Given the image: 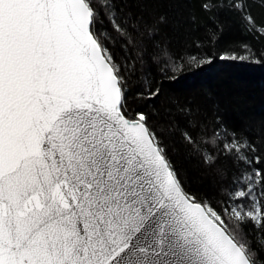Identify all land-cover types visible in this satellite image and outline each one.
Returning a JSON list of instances; mask_svg holds the SVG:
<instances>
[{
  "label": "snow or ice",
  "instance_id": "1",
  "mask_svg": "<svg viewBox=\"0 0 264 264\" xmlns=\"http://www.w3.org/2000/svg\"><path fill=\"white\" fill-rule=\"evenodd\" d=\"M116 4L0 0V264H258L243 226L264 246V156L235 132L185 131L209 168L231 161V174L216 168L215 204L191 190L166 142L172 123L133 106L161 86L113 52L169 19Z\"/></svg>",
  "mask_w": 264,
  "mask_h": 264
},
{
  "label": "trees",
  "instance_id": "2",
  "mask_svg": "<svg viewBox=\"0 0 264 264\" xmlns=\"http://www.w3.org/2000/svg\"><path fill=\"white\" fill-rule=\"evenodd\" d=\"M205 2L210 5L207 9L202 7ZM235 2L244 11L230 6L229 0H145L131 5L117 0L116 4L124 11L130 7L149 24L162 14L169 19L154 40L143 33L134 36L133 43L117 39L113 52L121 61L127 57L128 65L138 72H146L154 87L161 86L157 99L134 101L133 106H142L153 124L172 123L166 142L180 178L214 204L222 194L216 168L231 174V161L221 157L209 168L183 144L185 131L197 141L214 132L221 136L235 132L250 139L256 148L253 159L264 156V0ZM105 27H109L107 21ZM225 54L246 59H221ZM258 166L264 168V164ZM243 228L258 264H264L262 234L251 223Z\"/></svg>",
  "mask_w": 264,
  "mask_h": 264
}]
</instances>
